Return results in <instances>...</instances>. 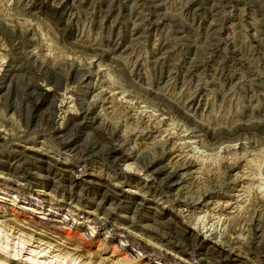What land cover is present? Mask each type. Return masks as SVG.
Masks as SVG:
<instances>
[{
    "label": "rangeland",
    "instance_id": "374dc122",
    "mask_svg": "<svg viewBox=\"0 0 264 264\" xmlns=\"http://www.w3.org/2000/svg\"><path fill=\"white\" fill-rule=\"evenodd\" d=\"M0 264H264V0H0Z\"/></svg>",
    "mask_w": 264,
    "mask_h": 264
},
{
    "label": "bare ground",
    "instance_id": "6f19581e",
    "mask_svg": "<svg viewBox=\"0 0 264 264\" xmlns=\"http://www.w3.org/2000/svg\"><path fill=\"white\" fill-rule=\"evenodd\" d=\"M88 149V148H87ZM90 151V150H89ZM185 230V229H184ZM186 230H187V228H186ZM217 251L218 252H222V250H221V247L220 246H217V245H215V247H214V249H213V256H215L217 259L221 256L220 254H216L217 253ZM223 253V252H222ZM224 254V253H223ZM226 257V256H225ZM202 261H205V259H202ZM206 263H207V261H206Z\"/></svg>",
    "mask_w": 264,
    "mask_h": 264
}]
</instances>
